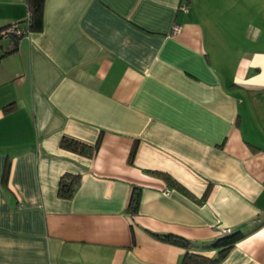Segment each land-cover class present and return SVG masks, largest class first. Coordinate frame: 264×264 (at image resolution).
Here are the masks:
<instances>
[{
	"label": "crops",
	"instance_id": "obj_1",
	"mask_svg": "<svg viewBox=\"0 0 264 264\" xmlns=\"http://www.w3.org/2000/svg\"><path fill=\"white\" fill-rule=\"evenodd\" d=\"M26 14L0 0V28ZM11 43L0 264H180L216 255L221 228L243 236L217 264H264V0H44L41 29ZM63 136L100 139L88 156Z\"/></svg>",
	"mask_w": 264,
	"mask_h": 264
},
{
	"label": "trees",
	"instance_id": "obj_2",
	"mask_svg": "<svg viewBox=\"0 0 264 264\" xmlns=\"http://www.w3.org/2000/svg\"><path fill=\"white\" fill-rule=\"evenodd\" d=\"M27 3V13H29L28 23H27V30L28 31H39L42 26V13H43V4L44 0H26ZM26 19L23 18L19 20V22H23ZM11 24V23H9ZM9 24L0 28L2 30ZM0 38L1 35H0ZM20 37H11L12 43L9 45L8 50L6 52H11L16 49L17 41ZM99 139L91 145L86 142L80 141L76 138L63 136L60 140V146L69 149L71 151L81 153L84 155L91 156L99 145ZM136 152V145H134L129 153L128 162L132 163ZM155 175H158L165 179L168 182H172L173 184H177L170 175L164 172L153 171ZM80 182L79 176L67 175L64 174L60 177L58 182V195L60 197L69 198L73 195L74 191L76 190L78 184ZM207 191L205 194H207ZM140 202V195L137 189H134L129 197L126 210L130 214H136L138 212ZM231 232V231H230ZM223 233L222 237L217 238L214 241L215 247H217L216 255L214 256H206L203 254H196L189 251H186L184 256L182 257L180 264H217L220 262L229 250L234 246V244L242 238V233ZM157 238L172 242L175 244H179L182 246H187L188 240L185 238L175 235V234H159L153 233Z\"/></svg>",
	"mask_w": 264,
	"mask_h": 264
},
{
	"label": "built area",
	"instance_id": "obj_3",
	"mask_svg": "<svg viewBox=\"0 0 264 264\" xmlns=\"http://www.w3.org/2000/svg\"><path fill=\"white\" fill-rule=\"evenodd\" d=\"M182 8L184 10H187V7L185 5H182ZM26 19L23 22H12L11 24H9L8 26H6L5 28H3L2 30H0V35L2 38H11V37H23V36H27L30 31L27 30V21L29 18V13L26 14ZM180 27L178 25L174 26V30L177 31L179 30ZM10 48V47H9ZM222 233H228L230 232L229 228H221L220 230Z\"/></svg>",
	"mask_w": 264,
	"mask_h": 264
}]
</instances>
